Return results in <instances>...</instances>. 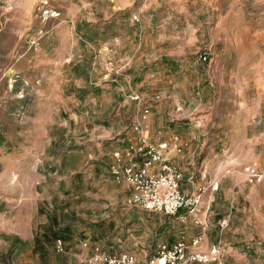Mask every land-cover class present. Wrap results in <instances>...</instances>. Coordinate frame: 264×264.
I'll return each instance as SVG.
<instances>
[{"label":"rangeland","instance_id":"1","mask_svg":"<svg viewBox=\"0 0 264 264\" xmlns=\"http://www.w3.org/2000/svg\"><path fill=\"white\" fill-rule=\"evenodd\" d=\"M262 70L264 0H0V264H88L83 242L107 248L128 207L95 162L135 140L146 105L151 133L188 138L210 174L237 175L231 223L264 254V181L244 175L264 170ZM256 99V118L239 115ZM230 141L240 148L216 149ZM144 211L125 214L131 235L166 217Z\"/></svg>","mask_w":264,"mask_h":264},{"label":"crops","instance_id":"2","mask_svg":"<svg viewBox=\"0 0 264 264\" xmlns=\"http://www.w3.org/2000/svg\"><path fill=\"white\" fill-rule=\"evenodd\" d=\"M263 71L264 70L254 74L253 83L258 85L264 83ZM254 103L255 104L249 109L248 107H242L239 110V115L243 114V111H246V118L249 120L253 117L256 118L259 107L258 99H256ZM243 119L245 118L241 117L239 124L242 130L240 129L239 133L243 130H249L247 127V120L245 121ZM151 135L155 141L169 140L173 137L168 138L167 135H162L160 132L158 134L152 132ZM181 139L188 142L189 145L184 149L182 154L170 152L168 158L184 173L185 178L181 183L183 192L187 195H192L197 192L199 187H206L214 180L220 181L221 189H219V191L214 192L209 189L204 194L199 213L195 217H190L185 222L180 219V214L185 213V210H182L177 216L165 215L166 217H164V219L160 217V221H158L153 230L142 227L139 233L131 235L130 231L125 228L126 223L130 222L126 219L125 214H131V212L140 213L144 209L139 207H128L126 205V201L130 197L132 191L126 184H117L109 169L113 161L112 154L114 150L112 153H108L103 159H99V157L96 159L95 171L100 175L101 181L106 182L108 187L112 188V197L110 200L113 206H116L115 209L118 210L119 204H125V206L128 207V209H120V212L127 210V213H122L123 218L121 219L122 223L125 225L122 224L120 229H116L113 232L108 231V246L105 249L102 248L98 242L91 240L86 241H89L91 245L101 247L105 254L111 256L125 254L121 253V250L118 248L120 242L123 245L133 243L131 247L129 246L122 251L132 252L129 254L135 255L141 262H145L152 257L156 253L159 245L166 244L168 246H173L182 239L188 244L189 251L191 252H207L212 246L221 243L224 249V256L218 263L211 264H264V254H259L256 251L252 253L253 248L243 241L242 232L239 227H237L235 222L231 223V213L235 205H237V198L240 200L245 198L243 196L242 187H238L239 179L237 175L232 173L231 169L224 172L222 171L220 174H210L208 168L212 163L204 162L202 165H199V161H197L196 151L199 146H195L188 138ZM246 142L244 144H248ZM129 144V142L125 143V145L119 149H125ZM238 148H240V146L237 145V143L234 144V142L230 141L226 144L218 145L216 149L235 150ZM225 163L226 161L221 162L220 167L223 168ZM227 216H230L231 227L222 230L220 227L221 220ZM196 237L201 238L200 244L198 246H192V240ZM83 250L87 258L92 255V250L84 248ZM119 252L120 254H118Z\"/></svg>","mask_w":264,"mask_h":264},{"label":"built area","instance_id":"3","mask_svg":"<svg viewBox=\"0 0 264 264\" xmlns=\"http://www.w3.org/2000/svg\"><path fill=\"white\" fill-rule=\"evenodd\" d=\"M41 34L43 31L39 32V35ZM35 43L36 41L33 42ZM209 58L208 52L201 55L204 62ZM130 97L132 101L138 103H142L144 99L140 93H134ZM160 98L159 95L155 97L156 100ZM149 113V106H144L133 126L135 140L130 142L127 148L113 152V161L109 169L117 184H126L131 189V195L126 201L128 207H139L166 216H177L185 210V213L180 214V219L185 222L199 213L207 190L219 191L220 181L214 180L206 187H199L195 194H185L181 187L185 178L184 173L172 163L168 154L170 152L182 154L189 144L178 135L169 140L155 141L147 127ZM244 175L248 184H259L264 181V170L258 163L247 165L244 168ZM229 224L230 216H227L221 220L220 227L225 230ZM200 241L201 238L196 237L191 245L198 246ZM82 246L84 249L92 250V255L86 259L88 264H211L218 263L224 256L221 243L212 246L207 252H191L184 239L173 246L159 245L156 253L145 262L139 261L135 255L129 253L107 255L101 247L91 245L89 241L83 242ZM55 248L58 254L67 251L62 239L56 240Z\"/></svg>","mask_w":264,"mask_h":264},{"label":"trees","instance_id":"4","mask_svg":"<svg viewBox=\"0 0 264 264\" xmlns=\"http://www.w3.org/2000/svg\"><path fill=\"white\" fill-rule=\"evenodd\" d=\"M54 222H57L55 219H54ZM64 230H66V229H64ZM50 236H51V243H55L56 242V240H58V239H62V240H65V236L64 235H58V233L57 232H55V233H52V232H50ZM47 238H49V237H47ZM15 241L17 242V243H19V242H22V241H20L19 239H15ZM34 241H35V249H40V250H43V247H41V243H40V241H39V239L37 238V237H35V239H34ZM25 244V243H24ZM9 253H12L11 251L9 252Z\"/></svg>","mask_w":264,"mask_h":264}]
</instances>
